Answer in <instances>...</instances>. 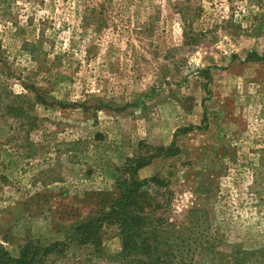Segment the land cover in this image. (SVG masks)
Returning a JSON list of instances; mask_svg holds the SVG:
<instances>
[{"label": "rangeland", "instance_id": "1", "mask_svg": "<svg viewBox=\"0 0 264 264\" xmlns=\"http://www.w3.org/2000/svg\"><path fill=\"white\" fill-rule=\"evenodd\" d=\"M149 157L131 257L260 264L264 0H0V248L120 264L128 229L83 226Z\"/></svg>", "mask_w": 264, "mask_h": 264}, {"label": "trees", "instance_id": "2", "mask_svg": "<svg viewBox=\"0 0 264 264\" xmlns=\"http://www.w3.org/2000/svg\"><path fill=\"white\" fill-rule=\"evenodd\" d=\"M179 149L172 143L171 147L167 149L166 154L175 155L178 153ZM151 157L144 159V160H134L130 162V173L131 178L129 182L126 184L125 188L122 190L121 196L118 200H116L110 209L108 215L102 217L101 219L97 220L99 224L94 227L93 223L89 222L88 224L84 225L83 229L87 231L82 232L81 240L83 242H91V241H99V229L103 226L104 223H113V224H120L125 229H128V232L125 231L126 239H124V250H129V254L125 258H122V262L120 264H150V262H146V258H133L131 257V250H133L132 244V237L128 235L130 232L138 231L139 227L134 226L132 223L128 224L132 220H139L140 216H130V207L136 203V199L140 191L142 190L143 186L145 185L146 181H139L135 178V174L137 170L148 164L151 161ZM65 243H58L55 242L49 246L41 247L38 245H26L19 257L12 256L6 249L0 248V264H44L46 261V256L60 248ZM135 247L137 249H147L152 248L151 243L147 241L145 238H142L138 242H135ZM143 254V253H141ZM255 258L256 255L252 252H244L241 250H237L234 253V258L232 257L228 264H253L251 259ZM259 259L260 264H264V248L259 251ZM156 263H158V259H155ZM152 262V259H151ZM159 264V263H158Z\"/></svg>", "mask_w": 264, "mask_h": 264}]
</instances>
